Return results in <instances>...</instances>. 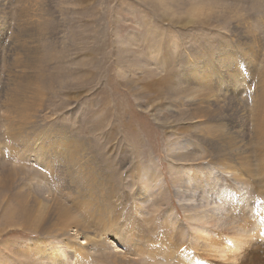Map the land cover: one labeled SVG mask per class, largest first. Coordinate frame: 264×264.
Instances as JSON below:
<instances>
[{
    "label": "rangeland",
    "instance_id": "1",
    "mask_svg": "<svg viewBox=\"0 0 264 264\" xmlns=\"http://www.w3.org/2000/svg\"><path fill=\"white\" fill-rule=\"evenodd\" d=\"M258 116L264 0H0V264H264Z\"/></svg>",
    "mask_w": 264,
    "mask_h": 264
},
{
    "label": "bare ground",
    "instance_id": "2",
    "mask_svg": "<svg viewBox=\"0 0 264 264\" xmlns=\"http://www.w3.org/2000/svg\"><path fill=\"white\" fill-rule=\"evenodd\" d=\"M258 124H259L258 125V131H259V134H260L261 145H260V147H258V146L255 145L254 148L255 149H258V152H260L262 154L261 155V158H260V162L258 163V165H259L260 170L263 171V173H260V172L256 171V168H254V167L251 166L252 164L248 163L247 161H245L243 159V157H241L240 155H238V156H234L235 157V160L234 161H237V162H239L241 164L239 166L242 168L243 173L237 172L238 170H231L230 168L227 169L225 160H222V164H224V167H222L221 170H219V172L221 173V175H224V174L227 173V174H230L231 175L230 177L236 178L239 181L243 180L244 178L246 179L247 177L262 178V176H264V116H261L260 118L258 116ZM176 156H178L179 159L180 158L183 159V157H185L184 159L187 160L188 157H189V154L188 155L187 154H177ZM252 158H254V157L252 156ZM248 161H249V158H248ZM232 169H234V167ZM189 178L190 179H193L191 176H189ZM189 182H190V180H189ZM242 196L245 197L244 195H242ZM224 198H225V196L222 195V194H220V193H218V195L216 197L217 200H222ZM261 205L264 206V199L262 200V203L260 204V209L262 208ZM254 208H255V206H254ZM208 214L209 213L206 212V210H204V211H198V212L195 211V213H189L186 217L189 218V221L190 220H193L195 222V225H201L200 228L203 225L206 226V225L212 224L215 229L221 230L223 232H226V234L229 233L228 231H232L231 234L229 233V236L234 237L233 242L235 243V245L232 246V247L237 248L238 243H243L244 245H241L238 248L239 250H242L243 248H246V250H248V249L251 250V247H253L252 246L253 243H251L252 242L251 233H252L253 237L254 236H258V234L253 233V231L256 230L255 229L256 226L247 227L246 228V224L248 223V218L247 217H244L242 219H239V217H243V215H237L234 218V221H232V223H231V221L228 223L225 220L226 217H224V215H222V214H217V213L216 214H213V215H208ZM253 214H256V213H253ZM262 214L264 215V208L262 210ZM254 216H256V215H254ZM262 219L264 220V216L262 217ZM256 220L254 222H256ZM259 220L261 221V219H259ZM244 222L246 224H243ZM232 224H234V227L233 228L230 227L231 229L229 230L228 226L229 225H232ZM258 226H260V223H258ZM191 228H193V227H191ZM236 230H239V231L242 232V234H243V240H242V242H240V241L238 242L239 239H238V235L236 234ZM207 243H209V241ZM217 244H219V243L218 242H210V244L208 245L209 248H212L213 249V250H210V251H212L213 253H216V254L220 253V249L218 247H216ZM200 246L201 245H195V247L198 248L196 250H199V249L206 250L207 249L206 246H202V247H200ZM234 250L235 251H239V250H236V249H234ZM243 251H245V250H243ZM179 252H180L179 254H174L173 253V256L177 258V261L179 260L178 261L179 263L177 262L178 264H193V263H198V262L204 263V261H199L198 260V257L195 255V253L192 254L191 253V250H189L188 247H183ZM212 252H210V253H212ZM241 253H243V252L240 251L239 256L234 259L235 261H238L240 259ZM222 256H224V255H222ZM208 264H212V263L210 262Z\"/></svg>",
    "mask_w": 264,
    "mask_h": 264
},
{
    "label": "snow or ice",
    "instance_id": "3",
    "mask_svg": "<svg viewBox=\"0 0 264 264\" xmlns=\"http://www.w3.org/2000/svg\"><path fill=\"white\" fill-rule=\"evenodd\" d=\"M85 243H87V242H85Z\"/></svg>",
    "mask_w": 264,
    "mask_h": 264
}]
</instances>
